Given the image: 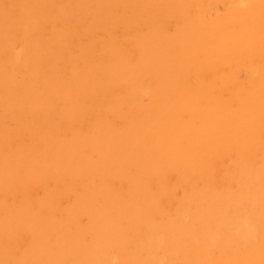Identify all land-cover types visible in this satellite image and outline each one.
I'll list each match as a JSON object with an SVG mask.
<instances>
[{
  "label": "bare ground",
  "instance_id": "1",
  "mask_svg": "<svg viewBox=\"0 0 264 264\" xmlns=\"http://www.w3.org/2000/svg\"><path fill=\"white\" fill-rule=\"evenodd\" d=\"M0 264H264V0H0Z\"/></svg>",
  "mask_w": 264,
  "mask_h": 264
},
{
  "label": "rangeland",
  "instance_id": "2",
  "mask_svg": "<svg viewBox=\"0 0 264 264\" xmlns=\"http://www.w3.org/2000/svg\"><path fill=\"white\" fill-rule=\"evenodd\" d=\"M224 158H225V157H223V160H224ZM226 159H228V158H225V160H226ZM225 160L223 161V162H224V164H225V162H226Z\"/></svg>",
  "mask_w": 264,
  "mask_h": 264
}]
</instances>
